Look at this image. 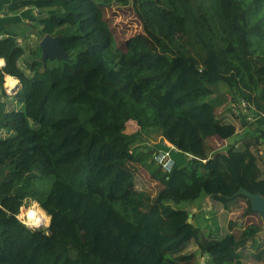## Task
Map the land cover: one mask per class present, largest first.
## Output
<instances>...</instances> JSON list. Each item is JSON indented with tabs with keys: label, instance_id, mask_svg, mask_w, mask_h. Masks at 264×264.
<instances>
[{
	"label": "trees",
	"instance_id": "trees-1",
	"mask_svg": "<svg viewBox=\"0 0 264 264\" xmlns=\"http://www.w3.org/2000/svg\"><path fill=\"white\" fill-rule=\"evenodd\" d=\"M131 1L159 48L150 67L129 63L96 0H19L8 6L17 17L0 18L10 31L0 39V87L5 72L6 90H19L0 91V264H181L191 257L168 253L189 240L206 264H246L239 248L260 227L211 238L187 206L210 196L228 208L241 188L264 196L250 149L264 139V116L242 122L252 137L244 149L208 144L236 134L227 103L245 97L264 115V18L251 19L253 1ZM25 7L38 8L33 23L20 19ZM32 34L60 36L70 59L43 62ZM142 132L176 146L171 172L154 160L158 144L135 146ZM132 162L157 192L135 188ZM36 169L54 177L41 229L17 219L38 194Z\"/></svg>",
	"mask_w": 264,
	"mask_h": 264
},
{
	"label": "rangeland",
	"instance_id": "rangeland-1",
	"mask_svg": "<svg viewBox=\"0 0 264 264\" xmlns=\"http://www.w3.org/2000/svg\"><path fill=\"white\" fill-rule=\"evenodd\" d=\"M157 1L159 3H162L161 0ZM248 1H253L251 19L256 20L259 17L264 18V0H240V3L242 5H246ZM96 2L103 24L105 25L107 30L110 31L112 35H114L120 47L126 52L129 63L134 66H152V60L159 53V48L157 47L156 43H154L146 34L144 30L142 14L138 6L131 0H96ZM24 12L26 16L36 15V10L34 9L26 10ZM26 23H29V21L26 20ZM34 37L35 38L30 36L29 43L31 48L37 49L36 46L42 38H38L36 36ZM47 61L49 65H51L57 63L59 59L49 58L46 60V62ZM219 86L223 91L228 93L229 100L232 99L231 91L228 89V86L223 82H220ZM2 89L3 91H6L5 93H8L12 96L16 94L9 93L6 88L4 90L3 86ZM2 89L0 87V91ZM18 91L19 90H17V92ZM225 107V110H227V104L225 105ZM227 112L228 111H225V113ZM222 114L223 112L221 110L217 111L218 116H221ZM228 116L229 115H227V117ZM236 125L237 127H240L238 131L239 133H241L243 129H247V126H241L238 122L236 123ZM144 135L147 138L149 137V135ZM241 137L242 134L236 133L228 139V142L235 141L237 138ZM154 138L155 135H151L144 143V146L147 149L154 148L155 144L153 142L158 140H153ZM251 138V135H246V140L241 139L239 141V146L237 149L242 148L247 141L251 140ZM143 142L144 141H136L135 144H141ZM224 143H227V141L218 137L216 139L214 138L212 140H208L209 146L215 150L222 147V144ZM129 167L134 172V185L137 190H145L149 192L152 191L153 193L157 192L160 184L151 177L147 167L140 166L133 162L129 164ZM53 179L54 177L45 178L41 176L39 170L37 169L33 172V185L34 188L38 191V194L35 198L31 199L28 206H23L24 209L19 215V218L25 224H28L26 220V212L31 207L38 206L42 208L41 201L45 199L48 192L50 191ZM43 218L46 221V227H48L46 212ZM18 221L20 220L18 219ZM191 222L196 223L200 227L201 231H203L207 236L211 238H218L228 233H233L240 236L242 235L244 230L251 225L260 227V232L253 235V238L242 245L239 248V251L246 264H264L263 219L259 213L252 209L250 200H248L244 195H239L231 199L228 208L223 207L222 203L215 201L213 209H211L210 211L204 212L202 211V209H200L199 213L195 212L191 217ZM230 230H233V232H229ZM168 254L171 256L184 254L191 257L189 259H186L185 261H182L181 264L207 263V257L200 253L198 246L193 240L184 244L182 247H177L176 249L170 251Z\"/></svg>",
	"mask_w": 264,
	"mask_h": 264
},
{
	"label": "built area",
	"instance_id": "built-area-1",
	"mask_svg": "<svg viewBox=\"0 0 264 264\" xmlns=\"http://www.w3.org/2000/svg\"><path fill=\"white\" fill-rule=\"evenodd\" d=\"M29 9L28 7H25ZM36 10V14L39 12L38 8ZM33 17L28 18L27 21L29 23H33ZM28 23V24H29ZM8 36V33L0 32V39ZM18 44L22 45L23 40L18 39ZM1 61L4 62L3 58H0ZM0 68L2 66L0 65ZM14 93H17L14 92ZM227 108L229 111L225 113L226 115L231 116L234 119V123H239V125H243L242 122L246 121V123L256 122L257 119L263 117V114H257L255 106L252 105L245 97H239L236 101H231L227 103ZM226 119V118H225ZM140 128V125H139ZM155 145L158 144L157 151L155 152L154 160L159 165L160 169L163 172H171L172 168L175 165L174 158L172 156V152L177 150L176 146L172 144L169 140L164 137L159 138L157 141L153 142ZM227 143L222 144V146H226ZM258 153L261 156H264V140L261 142Z\"/></svg>",
	"mask_w": 264,
	"mask_h": 264
},
{
	"label": "crops",
	"instance_id": "crops-1",
	"mask_svg": "<svg viewBox=\"0 0 264 264\" xmlns=\"http://www.w3.org/2000/svg\"><path fill=\"white\" fill-rule=\"evenodd\" d=\"M17 1H19V0H0V18H4V17H6V18H8V19H13V17H17V12H11V11H9L8 10V6L9 5H11V4H13V3H17ZM26 10H29V9H26V8H23V9H21L20 11H19V13H18V15H19V17H20V19H21V21L22 22H24V23H26V20L28 19V18H32V16H26L24 13V11H26ZM0 32H2V33H10V31L9 30H0ZM35 35L34 34H32L31 35V37H33V38H35L34 37ZM10 84L13 86V89L14 88H16V87H18V84H17V82H16V80L15 79H12L11 81H10ZM218 116V115H217ZM220 117V116H219ZM235 125H236V123H235ZM236 127H237V125H236ZM239 128L240 127H237V130H236V133L237 134H242V137L241 138H237L235 141H232V142H228V140H226L227 141V143H235L236 144V149L238 148V146H239V141L241 140V139H244V140H246L245 139V136H246V134L247 133H250V132H248V128L246 129V130H244L243 129V131H244V133H243V131L241 132V133H239L238 131H239ZM250 130V129H249ZM216 139L217 137L216 136H213V137H211V138H209L208 140H212V139ZM224 140V139H223ZM264 139H260V140H256V139H253L252 140V143H251V146H250V149L252 150V152L254 153V155L256 156V158H257V160H258V165H259V168H260V171H261V173L264 175V156L262 157L261 156V154H259L258 153V150H259V147H260V144H261V142L263 141ZM144 144V143H143ZM246 145V144H245ZM245 145L242 147V148H239L238 150H241V149H244L245 148ZM224 146H222V147H220L219 149H221V148H223ZM213 150H215V149H213ZM218 150V149H217ZM175 151H177V150H175ZM174 153V152H173ZM156 182V181H155ZM199 202L200 203H202V205L201 204H199L198 205V201H194V202H192L189 206H187V207H190V208H195L196 210L192 213V216L194 215V213L195 212H198L199 213V211H200V209H202V211H204V212H208V211H210L211 209H213V205L215 204V201L213 200V199H211V197L210 196H207V197H204L202 200H199ZM188 210V209H187ZM191 215H190V218L192 217ZM195 225H197L196 223H195ZM229 232H233V230H230ZM260 232V231H259ZM191 240H189V241H186V242H184V243H182V244H180L178 247H182L184 244H186V243H188V242H190ZM202 264V263H201Z\"/></svg>",
	"mask_w": 264,
	"mask_h": 264
},
{
	"label": "water",
	"instance_id": "water-1",
	"mask_svg": "<svg viewBox=\"0 0 264 264\" xmlns=\"http://www.w3.org/2000/svg\"><path fill=\"white\" fill-rule=\"evenodd\" d=\"M39 46L42 50V60L45 62L48 58H58L59 60H69V55L60 43V36H51L46 34L39 42ZM20 81V80H19ZM244 195L251 202L252 209L260 214L264 223V196L260 193H252L244 188H241L233 196ZM190 211V215L196 210L195 208L187 207ZM191 222V218L188 219Z\"/></svg>",
	"mask_w": 264,
	"mask_h": 264
},
{
	"label": "bare ground",
	"instance_id": "bare-ground-1",
	"mask_svg": "<svg viewBox=\"0 0 264 264\" xmlns=\"http://www.w3.org/2000/svg\"><path fill=\"white\" fill-rule=\"evenodd\" d=\"M9 89L12 90L13 86L10 85ZM44 215H45V211L42 208L38 206H33L26 212V220L28 224L33 225V227L37 229H41V228L46 227L47 225L45 219L43 218ZM35 221H39L38 226L34 223Z\"/></svg>",
	"mask_w": 264,
	"mask_h": 264
},
{
	"label": "clouds",
	"instance_id": "clouds-1",
	"mask_svg": "<svg viewBox=\"0 0 264 264\" xmlns=\"http://www.w3.org/2000/svg\"><path fill=\"white\" fill-rule=\"evenodd\" d=\"M9 35V34H8ZM44 37V36H43ZM42 37V38H43ZM29 39V38H28ZM0 58H2V57H0ZM4 59V58H3ZM0 63H4V65L2 66V68H0L1 69V71H3V69H4V67H5V65H6V62H5V59H4V62L3 61H0ZM3 73V81H2V86H3V88H4V90H5V87H4V83H5V79H4V75H6V73L5 72H2ZM9 75V74H8ZM16 77V76H15ZM17 78V77H16ZM20 84H21V82H20ZM21 88V87H20ZM6 92V91H5ZM8 94V93H7ZM17 94V93H16ZM15 94V95H16ZM8 95H10V94H8ZM12 96V95H11ZM129 136V135H128ZM140 137L143 139V143H145L147 140H148V138L143 134V132L141 133V135H140ZM143 143H141V144H135V146H141V147H144L145 148V146H144V144ZM173 153V152H172ZM31 215V214H30ZM17 218H18V215H17ZM19 219V218H18ZM20 220V219H19ZM20 222L22 223L23 221L22 220H20ZM24 223V222H23ZM37 226H38V224H39V221H35L34 222ZM25 224V223H24ZM27 225V224H26Z\"/></svg>",
	"mask_w": 264,
	"mask_h": 264
}]
</instances>
